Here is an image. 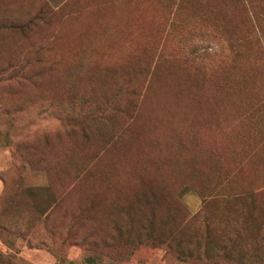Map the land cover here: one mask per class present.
Wrapping results in <instances>:
<instances>
[{"label":"rangeland","instance_id":"374dc122","mask_svg":"<svg viewBox=\"0 0 264 264\" xmlns=\"http://www.w3.org/2000/svg\"><path fill=\"white\" fill-rule=\"evenodd\" d=\"M146 197L173 246L137 234ZM263 242L264 0H0V264Z\"/></svg>","mask_w":264,"mask_h":264},{"label":"trees","instance_id":"16d2710c","mask_svg":"<svg viewBox=\"0 0 264 264\" xmlns=\"http://www.w3.org/2000/svg\"><path fill=\"white\" fill-rule=\"evenodd\" d=\"M13 27L19 31H25L27 26L26 25H20V24H15L13 25ZM41 49H37L36 51H39ZM20 69H23V68H20ZM21 78L24 79L23 76H21ZM91 116V114H90ZM139 200H141V198H139ZM158 201L155 199H149L146 197V200H141L140 202V205H147L148 206V214H147V217L146 218H143L142 222L144 223V226L143 224L140 225L138 227V229L135 228V225L132 226V229L135 230L136 229V232L137 234L139 235L141 232H142V229H143V235H144V242H146L147 244H149L150 246L152 247H158L159 245L161 244H167L168 246H173L171 241L172 242H176V238H177V235L178 233L180 232L181 228H177L175 230H170L169 229H166L168 228V225H169V221L164 218L163 220L161 221H157L156 220V203ZM171 215L168 214L167 217H170ZM208 235L207 233L205 234L204 236V240L205 241H209L208 240ZM264 244V242H263ZM177 250L175 251H182L183 255L185 253V251L180 248L179 246H176ZM230 248V249H229ZM258 250H260V255L259 253L257 254H254V257H256L257 261H259L261 264H264V246H260L258 248ZM219 251H221V248H219ZM222 251H223V254H222V258L229 261L228 263L229 264H243L242 262V259H246L245 258V255L247 253V251H245L244 249H242L240 246H227L225 245L224 246V249L222 248ZM234 251H237L236 254H234ZM225 253V254H224ZM216 255H219L218 252H216ZM234 255L238 256L239 260L235 261V259L233 258ZM189 257H192V254L189 253L188 254ZM212 255H211V250L209 249H205L202 251V257H200L199 255L196 257V256H193L192 260L195 264H206V260L211 258ZM186 258V256H185ZM230 259H233V261H231ZM205 260V261H204ZM247 260V259H246ZM2 261H5V258L3 256H1L0 254V262ZM221 264V263H219Z\"/></svg>","mask_w":264,"mask_h":264}]
</instances>
